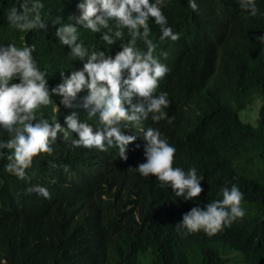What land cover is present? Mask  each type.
Instances as JSON below:
<instances>
[{
    "label": "trees",
    "instance_id": "16d2710c",
    "mask_svg": "<svg viewBox=\"0 0 264 264\" xmlns=\"http://www.w3.org/2000/svg\"><path fill=\"white\" fill-rule=\"evenodd\" d=\"M256 5L252 17L238 0H203L197 24L182 21L180 2L168 6L178 12L166 17L183 57L164 81L169 119L154 125L176 149L174 167L203 176L199 197L185 201L131 161L89 152L78 155L80 179L69 190L50 181L46 161L37 163L36 183L51 199L2 170L0 264H264V43L255 38L264 36V0ZM8 7L0 0V39L11 31ZM255 100L253 126L239 112ZM232 185L243 194L242 219L211 237L178 233L185 213L221 200V187Z\"/></svg>",
    "mask_w": 264,
    "mask_h": 264
},
{
    "label": "clouds",
    "instance_id": "9594fccd",
    "mask_svg": "<svg viewBox=\"0 0 264 264\" xmlns=\"http://www.w3.org/2000/svg\"><path fill=\"white\" fill-rule=\"evenodd\" d=\"M52 1L45 11V0H7L11 31L0 39V173L33 184L27 193L51 199L36 183L34 158L48 155L50 181L69 190L80 179L78 155L89 152L131 161L140 175L154 176L185 201L199 197L203 176L195 167H174L176 149L154 122L169 119L164 81L183 57L180 34L166 17L178 12L168 6L180 2L182 21L197 24L203 0ZM238 2L257 16L256 0ZM255 38L264 43V36ZM220 192L221 200L185 213L178 233L211 237L242 219L239 187Z\"/></svg>",
    "mask_w": 264,
    "mask_h": 264
},
{
    "label": "rangeland",
    "instance_id": "374dc122",
    "mask_svg": "<svg viewBox=\"0 0 264 264\" xmlns=\"http://www.w3.org/2000/svg\"><path fill=\"white\" fill-rule=\"evenodd\" d=\"M169 12H173V11L169 10ZM260 106H261V102L259 100H255L248 109L239 112L240 120L242 122L249 123V124L255 126L256 125V120L258 118V113H259ZM47 159H49V156L46 155V154L34 158V160L37 163H42V162H44ZM234 257L235 256L233 254L225 256V258H228V259H233ZM146 264H148V260L146 261ZM190 264H194V259L193 258L190 259ZM229 264H235V262H232V263H229Z\"/></svg>",
    "mask_w": 264,
    "mask_h": 264
}]
</instances>
